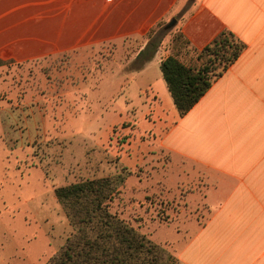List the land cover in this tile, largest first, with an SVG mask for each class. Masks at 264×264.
Returning a JSON list of instances; mask_svg holds the SVG:
<instances>
[{"label": "rangeland", "instance_id": "374dc122", "mask_svg": "<svg viewBox=\"0 0 264 264\" xmlns=\"http://www.w3.org/2000/svg\"><path fill=\"white\" fill-rule=\"evenodd\" d=\"M162 26L147 38L171 53L181 45L183 60L196 63L179 17ZM141 41L0 64V264H45L71 235L56 187L125 170L132 174L112 211L172 253L191 221L205 218L201 201L186 200L199 181L181 185V165L155 142L151 101L135 88L131 58Z\"/></svg>", "mask_w": 264, "mask_h": 264}, {"label": "crops", "instance_id": "0c3cea01", "mask_svg": "<svg viewBox=\"0 0 264 264\" xmlns=\"http://www.w3.org/2000/svg\"><path fill=\"white\" fill-rule=\"evenodd\" d=\"M179 17V31L195 53L224 29L246 48L185 115H180L162 71L171 52L138 54L151 29ZM139 42L132 56L136 90L158 119L155 142L181 165L186 195L201 201L181 240L177 264H264V0H1L0 59L18 62ZM181 59L188 54H180ZM191 58V56L189 57ZM145 97V98H146ZM156 130V129H155Z\"/></svg>", "mask_w": 264, "mask_h": 264}, {"label": "trees", "instance_id": "16d2710c", "mask_svg": "<svg viewBox=\"0 0 264 264\" xmlns=\"http://www.w3.org/2000/svg\"><path fill=\"white\" fill-rule=\"evenodd\" d=\"M157 25H163L160 32H166L162 21ZM180 37L181 44L188 47L189 41L183 33ZM161 41V38L149 39L137 60L144 63L152 59ZM181 48L180 45L178 52L164 58L160 68L183 116L235 63L246 44L234 32L224 29L204 47L195 49L196 63L181 59ZM4 61L0 59V64ZM130 174L131 171L125 170L55 188L73 232L45 264H177L169 249L112 211L111 201Z\"/></svg>", "mask_w": 264, "mask_h": 264}, {"label": "water", "instance_id": "95a60500", "mask_svg": "<svg viewBox=\"0 0 264 264\" xmlns=\"http://www.w3.org/2000/svg\"><path fill=\"white\" fill-rule=\"evenodd\" d=\"M176 23H177V18L174 17L165 25V29H169L173 27Z\"/></svg>", "mask_w": 264, "mask_h": 264}]
</instances>
